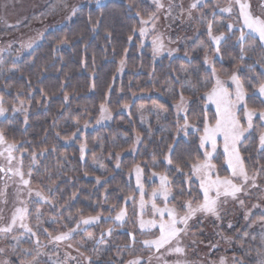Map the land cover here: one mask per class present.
<instances>
[{
	"label": "trees",
	"instance_id": "obj_1",
	"mask_svg": "<svg viewBox=\"0 0 264 264\" xmlns=\"http://www.w3.org/2000/svg\"><path fill=\"white\" fill-rule=\"evenodd\" d=\"M51 1L0 0V34L8 31L2 27L9 22L8 15L19 21L12 24L16 29ZM153 13L156 9L149 0H117L101 7H83L69 24L50 32L36 49L12 64V72L0 69L1 99L5 104L22 106L28 114L2 121L0 133L24 155L21 162L31 172L30 186L48 193L52 202L44 213L48 220L60 221V226L68 228V222L96 216L101 220L91 232L98 237L111 224L109 220L127 207L128 198H137L133 169L140 166L145 184L153 171L166 174L175 195L181 189L188 190L184 172L189 171L190 161L203 158L200 133L175 140L176 119L168 104L177 103L183 93L186 115L202 132L204 113L214 123V113L203 100L204 81L211 79V74L203 67L200 55L189 65L179 60L156 62L150 49H141L135 32L140 20H148ZM202 17L207 20L209 12L203 11ZM234 33L219 49L225 60L221 66L230 69L241 63L242 80L248 73L258 78L253 60L240 62L241 48ZM254 51L262 55L259 45ZM120 65L123 74L118 78ZM182 67L186 70L183 78L191 82L189 89L180 77ZM156 95L166 100L171 95L172 101L161 102ZM146 96L150 98L143 99ZM101 104L112 116L110 125L82 133L83 127L96 122ZM153 105L165 116L154 124L151 115H146L150 123L142 126L139 113ZM248 105L264 109L258 99H248ZM126 107L129 112L123 116L120 111ZM251 143L252 149L242 150L241 155L248 175L255 176L264 188V150L258 151ZM168 152L174 161L169 168L163 163ZM31 163L34 166L30 167ZM177 164L182 172L176 171ZM217 168L226 176L222 158H218ZM182 202L171 198L170 205ZM43 226L50 231L48 225ZM250 242L243 241L242 248H250L251 264H256L258 249Z\"/></svg>",
	"mask_w": 264,
	"mask_h": 264
},
{
	"label": "rangeland",
	"instance_id": "obj_2",
	"mask_svg": "<svg viewBox=\"0 0 264 264\" xmlns=\"http://www.w3.org/2000/svg\"><path fill=\"white\" fill-rule=\"evenodd\" d=\"M112 1L117 0H101L100 5H97L96 0H54L49 3V6L41 9V12L38 14L28 19L25 18L26 23L24 22V25L22 24L23 26L16 29L12 28V24L19 21L13 15H8L7 20L9 22L2 23V27L5 30L8 29V31L0 34L1 71L4 73L7 71L12 72L14 69L11 67L12 64H16L21 57L28 55L36 49L50 32L59 30L69 24L74 19L75 14L83 7L90 5L101 7ZM149 1L155 6L153 0ZM249 2L252 6V12L256 15H261L262 13L259 8L261 0H249ZM160 3L163 7L157 9L155 6L154 23L150 21L148 24L143 25L147 29L146 36H140L139 30L142 27L141 24H139V28L135 32V38L138 40L141 49H150L151 55L156 62L163 59L169 61L179 60L189 65L196 56L200 55L203 58V67L210 74L212 67H215L222 79H227L233 72H236L240 76L239 72L243 70V67H240L241 63L238 67L234 65L230 69H225L221 66L223 62L225 63V60L221 58L220 53L216 52L217 45L211 43L207 35V22L211 20L213 23V33L219 35L223 32L225 36V39L219 45L220 49L222 43L232 33L228 31L227 25L229 23L236 24L238 21V7L233 5V13H222L219 11V8L228 6L229 0H201V3L196 8L191 9V11H189L190 6L197 3V0H160ZM73 7L76 9L74 14L72 12ZM205 10L209 12L207 20H204L202 17V12ZM233 32L237 33L236 44L240 46L238 43L239 29L234 28ZM157 36L161 38L163 47L159 52L154 54L153 39ZM29 43L32 46L25 47ZM256 45H259L258 41H247L244 48L248 51L244 60H240V62L242 61L243 63L246 60H253V66L259 71L260 77V74L264 73V50H262V55H257L258 53L254 51ZM190 46H192L191 50L188 49ZM206 57L209 61L207 64L205 63ZM181 71V80L185 81L183 76L186 70L182 67ZM122 74L123 67L120 65L117 77H121ZM243 75L246 76L245 73ZM248 75L246 80H242L241 77L242 82L246 85H248L249 78H251V75ZM258 78L253 77L251 79L259 82ZM184 84L189 89L188 86L191 85V82L185 81ZM228 86H230V81ZM248 87L250 93L254 91L250 85ZM149 98V96H146L143 99L148 100ZM155 98L167 104L172 101L171 95L167 100L162 99L158 95ZM257 99L264 105V98ZM203 100L206 102L204 98ZM179 101L168 104L176 119L178 132L175 135V140L184 139L187 135L196 133L192 128H189L186 134L183 129L186 112L177 113L175 105ZM206 105L215 114V105L207 102ZM0 106L6 109L4 114L0 115V123L7 119L12 120L18 116L25 117L28 115L22 106L5 104L1 97ZM104 108L106 111L102 113L100 108L96 122L92 126L86 125L83 127L81 130L82 133H90L110 125L112 116L107 107L104 106ZM143 110L144 113H139L141 117L139 122L142 126H148L150 123L146 115H151L154 124H158L157 120L159 119L160 121L165 116V112L159 110L154 105L143 108ZM128 112L129 108L126 107L122 108L120 114L127 116ZM259 123L260 121L254 120L256 126L252 132L250 134L245 133L242 142L238 145L240 152L244 149H252L251 142L255 143L258 151H261L259 145V132L261 131L258 127ZM145 129L147 131V128ZM4 147L0 146V151H3ZM207 147L210 150V146ZM200 150L202 155H204V150ZM217 153L219 155L214 154L215 158L212 162L217 165L218 158H222L226 176L230 175L227 171V165L224 163L223 140L219 137ZM13 154L15 159L11 167L13 169L20 167L24 174V179L29 180V170L21 162L22 156L24 155L17 151H14ZM167 155H169V152ZM163 163L169 168L165 159ZM0 166H3L6 170L9 167L3 156H0ZM32 166L34 164L32 165L31 163L30 167ZM135 169L132 170V179L137 198L135 200L128 199L125 202L124 205L127 207L122 208L126 213L123 221H116L115 217L112 218L109 220L111 224L98 237H95L91 230L99 224L101 218L98 217L97 222L90 225L80 223L78 228L77 222L81 221V219H78L74 224L68 222L65 226L70 225L77 230L72 234L70 240L59 243L51 241L49 239L50 234L51 236L60 235L67 232L68 228H65L64 224L60 226V221L48 220V217H46L47 215L44 211L50 207L51 203L40 201L34 194L35 191L43 192V190L33 189L30 186L33 190V195L29 196L28 189L23 187L20 182V177L10 172H0V217H2L0 218V227H4L10 222L11 216L16 208L26 207L28 212L24 222L37 233L36 236H32L31 233L24 231L19 227V221L11 233H0V249H2L0 251V264H4V261H8V264L15 261L17 264H127L128 261L137 257L141 259V264H166V262L167 264H173L176 260L186 261L187 264H220L222 258L224 264H234V261L236 264L253 263L254 260L250 253V248L248 246L245 248L242 247L244 246L243 241L247 240H252L253 242H250L249 245L257 247L258 250L262 247L261 240L264 238V188L258 180L255 179L256 187L250 186L252 183L251 180L244 185L247 194L241 192L238 194L236 200L227 198V203L221 202L219 206L221 219H216L211 216L204 217L198 214L197 217L189 222L188 234L182 239V246L185 247L184 255H164V250L155 252L152 255L155 250H150L145 247L142 241L155 238L153 234L158 235V229L146 228L141 230L139 227L140 219L147 221L153 217L150 204L146 206L144 214L141 215L139 208L140 196L137 188ZM218 172L222 175V171ZM152 173H150V179L145 184L143 173L141 172V183L147 193H151L154 188L159 186V177L152 176ZM46 195L49 198L48 193ZM147 198L145 197V199ZM241 200L243 204L239 203ZM156 203L162 207L164 201L162 198L157 197ZM246 213L247 219L245 218ZM43 225H48L50 231L48 232V230L42 229L41 227ZM238 226L241 227L238 228ZM237 228L238 230H236ZM109 230L111 231L109 232ZM89 236L92 237L91 240L88 239ZM133 238L135 242H133ZM122 242H125V244H121ZM69 243L73 245L72 248L67 247ZM76 249L79 250L77 251ZM258 250L256 251L258 252ZM80 252H83L84 255L81 256ZM149 256H151L150 260ZM157 257H160V259H157Z\"/></svg>",
	"mask_w": 264,
	"mask_h": 264
},
{
	"label": "snow or ice",
	"instance_id": "obj_3",
	"mask_svg": "<svg viewBox=\"0 0 264 264\" xmlns=\"http://www.w3.org/2000/svg\"><path fill=\"white\" fill-rule=\"evenodd\" d=\"M153 2L157 9L163 7L160 0H153ZM96 3L97 5H100L101 0H96ZM200 3L201 0H197V3L190 6L189 11L196 8ZM233 5L238 7L239 10L238 21L236 24L229 23L227 29L233 34H235L233 32L234 28L239 29L238 43L241 46L240 59L244 60L248 51L244 48L247 41H258L259 46L264 50V0H261L259 4L262 13L261 15H256L252 12V6L249 0H229L228 6L220 7L219 11L222 13H233ZM75 11L76 9L73 7V14ZM137 15H140L139 12ZM154 18L155 13L149 16L148 20H140V24L142 25L139 30L141 37H144L147 34V29L143 27V25L148 24L150 21L154 23ZM207 35L211 43L217 45L216 52L219 53V45L221 41L225 39V36L223 32L219 35L213 33V23L211 20L207 22ZM131 38L132 37H129V39ZM31 46V43L25 45V47ZM162 47L163 44L161 38L159 36L155 37L153 39L154 54L159 52ZM208 62V58L206 57L205 63L207 64ZM258 79L259 83L249 78L248 85L254 89V91H251L250 93L248 85L242 82L240 76L237 75L236 72H233L231 76L227 77V79H222L217 73L215 67H212L211 79L204 81L203 98L207 103L215 105V114L212 118L214 123L209 120L207 113H204L203 128L201 132V129L197 124L190 123L187 115L184 117L183 129L186 134L189 128H192L194 132L200 133L199 147L204 150L203 158L201 159L197 156L195 160L190 161L189 171L184 172L186 182L189 183L186 192L184 189H181L180 193L174 195L168 176L153 171L152 176L159 177V186L154 188L151 193H147L141 183L142 169L140 166L136 167L135 171L137 188L140 196L139 208L141 210V215L144 214L146 206L150 204L153 217L147 221L140 219L139 227L141 230L146 228L158 229V235L153 234L155 238L142 241V244L145 247L150 250H155L152 255L161 250H164V255H184L185 247L182 246V239L188 234L189 222L191 220L197 217L198 214L204 217L211 216L216 219H221L219 207L221 202L227 203V198L236 200L238 194L241 192L247 194L244 185H246L249 180L252 181L250 186L256 187L255 176L250 177L248 175L238 145L242 142L245 133L250 134L256 126L254 120H258L260 121L258 127L261 129L259 132V145L260 149L264 150V109L257 110L255 108H250L248 105V99L264 98V73H261ZM229 81L230 86H228ZM100 107L101 112L104 113L106 111L104 105L101 104ZM175 107L178 114L180 112H186L187 101L183 93H181L180 101ZM5 111L6 109L0 106V115H3ZM218 137L223 140V158L224 163L227 165V171L230 173L228 176L220 175L217 171V165L212 162L215 158L214 154L217 156L219 155V153H217ZM137 140H139V137H137ZM0 146H5L4 150L0 151V156H3L9 165L7 170L3 166H0V172H10L15 176L20 177L21 184L28 189V195H33L30 181L24 179V174L21 171V168L16 167L13 169L11 167L12 162L15 159L13 153L17 149L14 144H7L3 133H0ZM207 146H210V150ZM169 150L171 152V146H169ZM83 152L84 148L82 146V158ZM164 159L168 165H173L174 161L170 155H166ZM166 171H170V169H166ZM176 171H183L179 164L176 165ZM30 175L31 172H29V176ZM193 178L195 179L193 180ZM97 183H99V179L97 180ZM34 194L40 201H45L46 203L52 202L49 200L48 196L41 191H35ZM145 197L148 198L145 199ZM157 197L163 199L164 204L162 207L158 206L156 203ZM170 197L173 200H182L183 202L173 203L169 206L171 203ZM222 198H224L223 201ZM128 199H134V197H129ZM21 203H23V201H21ZM239 203L243 204V201L241 200ZM27 212L28 209L26 207L16 208L11 216L10 222L4 227H0V233H11L19 221V227L21 229L31 233L32 236H36L37 233L24 222ZM125 215V210L121 209L115 216V220L123 221ZM245 218L247 219V213L245 214ZM37 219H39V217H37ZM98 219L99 218L96 216L82 219L77 222V228L80 223L90 225L96 223ZM76 230V228L69 225L67 232L56 236H51L50 234L49 239L57 243L68 241L72 238V234L76 232ZM110 231L111 230H109V232ZM13 238L15 239V237ZM88 239L91 240L92 237L89 236ZM133 242H135L134 238ZM17 243H19V241H17ZM261 245L262 247L257 252L256 264H264V238L261 240ZM67 247L72 248L73 245L69 243ZM76 250L78 251L79 249ZM0 251H2V249H0ZM25 251H27V249H25ZM80 255L83 256L84 253L80 252ZM150 259L151 256H149V260ZM157 259H160V257H157ZM4 264H8V261H4ZM127 264H141V259L139 257L134 258L128 261ZM173 264H187V262L176 260ZM220 264H224L223 258L221 259ZM234 264H236L235 261Z\"/></svg>",
	"mask_w": 264,
	"mask_h": 264
}]
</instances>
